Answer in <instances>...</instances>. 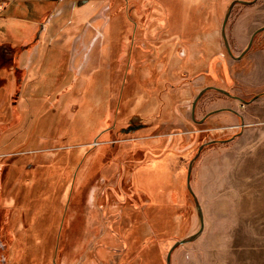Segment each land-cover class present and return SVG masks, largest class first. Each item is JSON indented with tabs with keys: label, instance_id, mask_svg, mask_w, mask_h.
I'll use <instances>...</instances> for the list:
<instances>
[{
	"label": "rangeland",
	"instance_id": "374dc122",
	"mask_svg": "<svg viewBox=\"0 0 264 264\" xmlns=\"http://www.w3.org/2000/svg\"><path fill=\"white\" fill-rule=\"evenodd\" d=\"M244 1H13L0 48L40 36L0 61V264H167L200 230V164L263 107Z\"/></svg>",
	"mask_w": 264,
	"mask_h": 264
},
{
	"label": "crops",
	"instance_id": "0c3cea01",
	"mask_svg": "<svg viewBox=\"0 0 264 264\" xmlns=\"http://www.w3.org/2000/svg\"><path fill=\"white\" fill-rule=\"evenodd\" d=\"M0 1L5 4L0 20H16L14 0ZM20 17L22 26L30 19ZM261 51L250 58L247 79L253 85L264 84V47ZM245 120L235 137L206 153L200 164L195 200L202 230L184 243L182 264H264V101Z\"/></svg>",
	"mask_w": 264,
	"mask_h": 264
},
{
	"label": "water",
	"instance_id": "95a60500",
	"mask_svg": "<svg viewBox=\"0 0 264 264\" xmlns=\"http://www.w3.org/2000/svg\"><path fill=\"white\" fill-rule=\"evenodd\" d=\"M239 2H244V3H249L250 1H244V0H238ZM236 3V1H233L232 4H231V7ZM230 12L227 13L226 17H225V20H224V25H223V37H224V40H225V44H226V47L228 48V51L230 52V54H232L231 50H230V47L228 45V42L226 40V34H225V31H224V27L226 25V21L228 20V16H229ZM264 29V26L260 27L259 29L255 30L253 32V34L251 35V38H250V41L247 45V47L244 49V51H242L238 56H236L235 58L236 59H240L248 50L249 48L251 47L252 45V42H253V38H254V35L259 32L260 30ZM207 88H204L202 89L199 94L196 96L195 100H194V103H193V106L196 104V101L198 100V98L203 94V92L206 90ZM226 93H228L227 91L223 90V89H220ZM258 97V96H257ZM240 101H242L243 103H248L249 101H246V100H243L242 98H239ZM219 110V109H218ZM218 110H213V111H210L208 112L205 117L217 112ZM203 117V118H205ZM211 142V141H210ZM204 146L201 145L200 148H199V151H198V154L200 152V150L202 149V147ZM194 161V160H193ZM193 161L190 163L189 165V169H188V187L190 189V191H192L191 187H190V175H191V171H192V164H193ZM198 205V204H197ZM202 228H200V230L197 232V233H194L193 235H190L189 237L185 238V239H182V240H179L177 241L176 243H174V245L171 247L169 253H168V256H167V264H171V254H172V251L175 247H177L179 244H183L185 242H188L190 240H193L200 232H201Z\"/></svg>",
	"mask_w": 264,
	"mask_h": 264
},
{
	"label": "flooded vegetation",
	"instance_id": "af4514ba",
	"mask_svg": "<svg viewBox=\"0 0 264 264\" xmlns=\"http://www.w3.org/2000/svg\"><path fill=\"white\" fill-rule=\"evenodd\" d=\"M223 25H224V23H223ZM264 30V29H263ZM224 31H225V27H224ZM254 32V31H253ZM222 36H223V27H222ZM258 33V32H257ZM257 33L254 35V38H253V41H254V39H255V37L257 36ZM29 35L25 38V37H21V38H19V40L20 41H18L17 39L16 40H13V41H15L16 43H14V46H12L10 49H9V52H8V54L6 53V50H7V48H8V46H6V45H4V44H1V48H0V61L1 60H4V61H8L7 63H5L4 65H5V67H7V66H10L11 65V63L13 62V60H14V50L15 49H17V51L19 52L20 51V49H22V51H21V53L20 54H22V53H25L26 51V53H30L31 52V50L34 48V46L36 45V42H37V40H38V37L40 36V34H39V32H37V33H34V32H32V31H30L29 33H28ZM226 34V33H225ZM253 34V33H252ZM22 36V35H21ZM24 36V35H23ZM224 38V37H223ZM251 38V37H250ZM250 41V40H249ZM253 43V42H252ZM226 45V44H225ZM15 47H17V48H15ZM14 49V50H13ZM11 50H13L12 52H11ZM227 50H228V48H227ZM18 52H16V53H18ZM229 52V51H228ZM230 53V52H229ZM11 58H12V60H11ZM2 69V68H1ZM7 69H11L10 67H7ZM17 69H19V67L17 68ZM5 73H7V72H5ZM2 74H4L3 73V71L2 70H0V75H2ZM6 75H8V73L6 74ZM200 98V97H199ZM198 98V99H199ZM240 100V99H239ZM197 102V101H196ZM194 103V102H193ZM196 105V104H195ZM195 105L193 106V110H194V107H195ZM212 115V114H211ZM210 116V115H209ZM205 117V116H204ZM208 117V116H207ZM206 118V117H205ZM205 118H203V120L205 119ZM202 120V119H201ZM200 120V121H201Z\"/></svg>",
	"mask_w": 264,
	"mask_h": 264
},
{
	"label": "built area",
	"instance_id": "2783aa9c",
	"mask_svg": "<svg viewBox=\"0 0 264 264\" xmlns=\"http://www.w3.org/2000/svg\"><path fill=\"white\" fill-rule=\"evenodd\" d=\"M3 4H2V2L0 1V12L2 11V9H3Z\"/></svg>",
	"mask_w": 264,
	"mask_h": 264
},
{
	"label": "trees",
	"instance_id": "16d2710c",
	"mask_svg": "<svg viewBox=\"0 0 264 264\" xmlns=\"http://www.w3.org/2000/svg\"><path fill=\"white\" fill-rule=\"evenodd\" d=\"M2 41H8V40L5 39V40H2Z\"/></svg>",
	"mask_w": 264,
	"mask_h": 264
}]
</instances>
